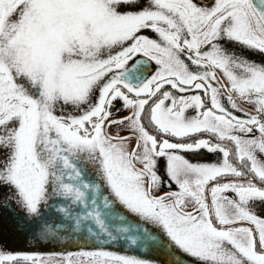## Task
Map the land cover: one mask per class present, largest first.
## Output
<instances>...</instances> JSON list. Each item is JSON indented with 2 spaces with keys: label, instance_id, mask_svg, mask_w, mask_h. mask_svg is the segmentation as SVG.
I'll list each match as a JSON object with an SVG mask.
<instances>
[{
  "label": "snow or ice",
  "instance_id": "obj_1",
  "mask_svg": "<svg viewBox=\"0 0 264 264\" xmlns=\"http://www.w3.org/2000/svg\"><path fill=\"white\" fill-rule=\"evenodd\" d=\"M237 45L264 53V0H0L3 204L38 239L162 242L119 201L201 264H264V60ZM202 147L222 157L183 154ZM17 258L158 264L106 247L0 250V264Z\"/></svg>",
  "mask_w": 264,
  "mask_h": 264
},
{
  "label": "water",
  "instance_id": "obj_2",
  "mask_svg": "<svg viewBox=\"0 0 264 264\" xmlns=\"http://www.w3.org/2000/svg\"><path fill=\"white\" fill-rule=\"evenodd\" d=\"M104 185V181H100ZM104 192H108L109 189L104 185ZM111 198V197H110ZM98 202L103 206V196L98 194ZM115 208L125 217L131 224H143L150 231L156 232L162 242L161 243H149L146 247H138L131 244H125L121 241L113 242L108 239L106 234H101L100 240H96L94 236H88L85 231L84 236L73 237L69 240H44L33 237V225L29 224L28 221L21 222V218L10 225L11 235L14 241L16 250L18 251H35V252H66L75 251L78 248H95V247H106L112 250L126 252L128 254H135L143 258H147L158 262V264H201L200 261L196 260L190 254L181 251L175 244H173L164 232L153 226L150 222L143 221L141 218L130 212L122 203L117 201ZM115 223V221H114ZM131 224H128L129 232L131 234ZM82 231H84L82 229ZM87 237V238H86Z\"/></svg>",
  "mask_w": 264,
  "mask_h": 264
},
{
  "label": "flooded vegetation",
  "instance_id": "obj_3",
  "mask_svg": "<svg viewBox=\"0 0 264 264\" xmlns=\"http://www.w3.org/2000/svg\"><path fill=\"white\" fill-rule=\"evenodd\" d=\"M149 34H153V33H149ZM226 43V42H224ZM236 50L239 52H243L244 54L250 56V57H254L255 59L259 60H264V53H261L259 51H253V50H249L247 48H241L240 46H236ZM140 54H138L139 56ZM133 59H136V57H134ZM131 63V62H130ZM156 63L154 61H151L149 66H148V71L147 74L151 75V72L155 70L156 67ZM216 75L217 78L219 80V83L221 85H227L228 81L226 76L224 75V73L222 72V70H220L219 68L216 69ZM223 91H225V93L227 92V89L224 88ZM235 95V94H233ZM237 102L238 104L241 106V108L250 110V111H254L255 110V105L249 102H246L243 98L237 97ZM121 104L122 101L117 100L116 101V108H120V111L115 113L114 115H126L127 111H129V109L127 108H121ZM191 111V110H189ZM240 114V113H237ZM111 127V130H109L111 133H113L114 135L117 132V125L113 124ZM127 131H131V129H127ZM125 131L124 128L122 126H120V135H124ZM207 135V134H205ZM211 139L216 140L215 136H212ZM134 143V141H133ZM227 143H232L231 141H227ZM184 155L188 156L189 158L192 159H200V160H208V161H212V160H217L218 158L222 157V153L219 151H209L206 148H201L199 150H195V151H190V150H185L183 152ZM234 162H235V157H232ZM163 164H164V160L163 158H160V160L158 161V168L159 171L161 173L162 176H164L165 182L167 181V176L166 174L163 172ZM172 188H175L176 185L173 183L171 185ZM169 187L167 186V184L165 183L164 185L161 186L160 188V192H164V191H169ZM158 194V193H157ZM228 194H232L231 192H229ZM24 213L21 209L17 208L15 205L12 208H8L7 206H5L2 202V194H0V249L1 250H5V251H18L16 250V247L14 245V241L12 237L11 230H10V225H12L13 223H15L17 221V219L19 220L21 217H23ZM14 264H29L28 261L23 260L22 258H17L14 262Z\"/></svg>",
  "mask_w": 264,
  "mask_h": 264
},
{
  "label": "rangeland",
  "instance_id": "obj_4",
  "mask_svg": "<svg viewBox=\"0 0 264 264\" xmlns=\"http://www.w3.org/2000/svg\"><path fill=\"white\" fill-rule=\"evenodd\" d=\"M115 113H117V112H115ZM115 113H114V114H115ZM109 130H111V127L109 128ZM124 131H127V130H126V129H124ZM0 250H1V249H0Z\"/></svg>",
  "mask_w": 264,
  "mask_h": 264
}]
</instances>
